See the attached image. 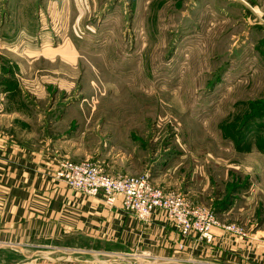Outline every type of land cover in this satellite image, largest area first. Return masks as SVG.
<instances>
[{"label": "rangeland", "instance_id": "1", "mask_svg": "<svg viewBox=\"0 0 264 264\" xmlns=\"http://www.w3.org/2000/svg\"><path fill=\"white\" fill-rule=\"evenodd\" d=\"M225 4L0 0L1 126L83 141L87 156L60 161L125 156L130 176L170 182L158 186L168 192L194 188L192 202L230 216L221 222L264 230V27ZM16 242L0 238V264L21 259ZM196 260L182 263L205 264Z\"/></svg>", "mask_w": 264, "mask_h": 264}, {"label": "crops", "instance_id": "2", "mask_svg": "<svg viewBox=\"0 0 264 264\" xmlns=\"http://www.w3.org/2000/svg\"><path fill=\"white\" fill-rule=\"evenodd\" d=\"M222 1L226 3L222 12L229 13V6L236 4L251 14L249 22L253 19L264 27V0ZM4 56L0 52V60ZM4 115L0 112V238L23 245L24 252L18 247L21 259L15 264H110L116 253L173 259L177 264L199 261L196 258L205 264H264V230L241 237L217 228L215 240L208 244L197 237L183 238L162 212L145 223L122 209L120 197L110 207L100 197L73 190L57 180L55 172L61 159L87 156L83 141L78 143L64 133L39 140L27 131L20 135L6 124L1 126ZM110 155L99 159L107 173L133 175L128 174L132 171L125 156L112 160ZM154 182L163 188L170 185ZM185 192L193 200L198 195L194 188ZM223 217V222L230 219L229 215ZM44 246L50 250L43 249L45 254L37 256ZM70 254L82 259L70 260ZM103 257L107 260L102 261Z\"/></svg>", "mask_w": 264, "mask_h": 264}, {"label": "built area", "instance_id": "3", "mask_svg": "<svg viewBox=\"0 0 264 264\" xmlns=\"http://www.w3.org/2000/svg\"><path fill=\"white\" fill-rule=\"evenodd\" d=\"M55 178L87 196L102 198L110 207H114L120 197L122 209L145 223L153 214L162 212L185 239L197 237L208 244L213 243L217 228L241 237L248 236L244 228L221 222L210 208L195 204L185 194L155 186L148 175H113L90 160H62Z\"/></svg>", "mask_w": 264, "mask_h": 264}]
</instances>
